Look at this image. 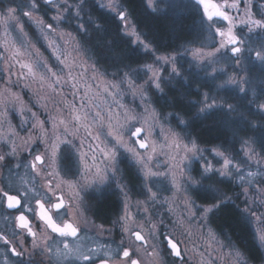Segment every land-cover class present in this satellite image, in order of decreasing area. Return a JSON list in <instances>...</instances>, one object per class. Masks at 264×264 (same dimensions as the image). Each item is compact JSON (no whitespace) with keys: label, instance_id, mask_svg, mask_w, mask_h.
<instances>
[{"label":"snow or ice","instance_id":"1","mask_svg":"<svg viewBox=\"0 0 264 264\" xmlns=\"http://www.w3.org/2000/svg\"><path fill=\"white\" fill-rule=\"evenodd\" d=\"M147 2L148 7L152 8L153 11H158L154 6V0H147ZM44 3L56 9V15L51 17V21L54 23L50 22L45 24L43 19L35 20L33 23L40 27L38 39L44 40L46 42V47L53 50V55L57 62L63 64L61 57L56 55V49L59 45L55 40L50 39V35H55L58 39L62 40L64 37L57 29L65 18L64 14L74 10L75 18L77 20H82V13L85 8L88 7L89 0H72L71 3H69V0H62V3L57 2V0H44ZM250 3L251 0H247V4ZM196 4L197 6L203 7V16H206L208 21L215 22L214 18H220L228 22L229 25L227 31L220 26L215 27V33L222 38L226 37V39H224L218 47L213 46L214 51L208 52L206 58L205 53L197 49L194 53L197 59L205 58L204 63L212 67L213 73H219L223 72V69L218 70L216 67H213V65L217 57L223 55L222 50L231 54L233 63L237 66L242 63L244 52L255 51L256 60L259 61L261 67L264 68V14H262L260 19H253L251 9L246 6L245 15L248 19L246 21H241V23L250 25V27L249 34L245 38L244 36H237L233 32V18L219 5L209 3V0H196ZM99 6L106 9L109 13L114 14L121 22L127 21L130 16L126 6V0H108L107 4L101 3ZM229 6L238 7L239 5L236 2L232 5H228L227 2H225V8ZM24 7H27L29 11H23V8L19 5H10L6 8H0V24H3L5 30H7L9 22H15L16 25H20L19 31L22 37H26L27 33L24 31L23 25L20 24V15L18 13H22L23 16L31 20L32 12L39 8V0H26ZM88 18L95 31H104V24L102 22L94 20L91 14H89ZM77 27L84 32L88 31V28L85 27L83 23L78 24ZM129 27L127 23L122 24L123 29H128ZM208 27L211 28L212 26L209 25ZM45 28L47 31H44ZM125 34L136 35L137 43L143 45L146 53H154V50L149 44L140 40L139 34L135 29ZM67 35L70 36L71 34L67 33ZM200 39H202V35H194L184 43L194 44ZM108 43L111 44V41H108ZM129 43H131V41H129ZM252 45L256 47L253 48ZM81 47H83V45H81ZM36 51L39 53V49ZM114 55L120 57L121 53L116 52ZM0 58L8 59L7 57ZM149 58L153 59L152 64L145 62L137 68H132L130 63L124 62V58H121V63L117 66L116 72L113 73L118 82L113 83L111 86L113 88L126 86L134 95L139 88L141 99L148 102L151 99L148 93L152 95H156L157 93L165 94V87L173 85V81L176 77L184 79L176 66L177 56H156L153 54ZM161 64L164 65V67L156 66ZM169 65H171L170 72L167 67ZM20 67L27 68L28 73H32L31 66L21 63ZM39 67L43 68L46 73H50L51 76L56 77V83L60 82L62 77L58 75L57 71H53V66H50L46 60H40ZM141 70H143L148 79L144 81L143 85L138 86L133 77L138 78ZM58 71L63 72V69H59ZM164 72H169V78L167 80H165L162 75ZM224 75H227V73H224ZM11 76V68H9L7 79L0 75V84L3 85V87H0V128L7 126V128L11 130L10 136L0 137V168L7 167L10 159L15 160V166L19 168L21 166L22 153L27 151L31 154V146L39 142L44 146V150L43 152L37 151L36 154L32 156L29 167L35 171L37 166H40L36 174L40 175L43 173L47 179L48 191L51 192L53 196H55L57 190L61 189L63 183L69 184L74 191V195L68 198L69 205L67 207L64 203V198L62 196H56V201L58 202H54L52 198L49 197L48 203L50 207L47 210H44L45 205L40 201H37L41 209L39 213L31 207L26 209L32 212L37 221L43 222L44 229H50L51 233H56L61 237H76L80 231L79 227L74 226V224L65 219L64 216L71 213L73 209L79 210L84 204L83 197L80 195L81 192L93 187L96 183L111 185L115 182L116 187L119 188L120 193L125 199L124 216L118 218V220L127 221L129 219L127 210V185L122 182V174L120 173L117 162L120 149H123L124 152L128 154V158L134 161L138 174L142 176L141 184L145 191V200L138 201L137 203L145 206V212L148 211V202H152L153 205L158 201L162 204H167L171 198L163 196V193L166 191H171L173 196L179 194L182 197L186 215L174 219L171 224L172 229H181L182 234H190L191 224L194 220L199 221L200 226L204 227L210 224L212 217H215L222 211L233 212L241 223L250 225L253 219H255L258 224L264 226V212L259 211L260 208L264 207V187L255 186V193L252 194L251 200H249V189L244 188L245 177L241 172V166L239 164L233 165V157L226 156V153L229 152V148L226 147L224 143H221L219 146V148L224 149L223 151L218 149L212 150L215 151V156L222 158V163L217 161L220 163V167H216L214 164L205 161L203 166L197 164L196 175L193 176L192 170L187 164H184L185 160L191 161L196 159L197 155L202 153V150L198 147L199 137L193 138L192 133L188 131V129H191L197 121H207L214 113L220 116L221 122L227 124L230 122L231 113L237 111L235 105L228 103L227 99L219 96L218 92L214 94V90L225 89L232 86L235 87L239 93H245L247 89L240 85L241 83L248 84L249 78L238 80L235 75H227L226 79H223L220 84H217L216 81L220 77L219 75H214L210 82L206 81L201 84L195 93L177 89L167 102V106L172 109V112L167 115L163 111V108L157 110L155 107L151 109L145 108L144 113L139 115H129L125 113V123L119 124L118 128L114 127L111 123L108 124V130L105 135L106 137H111L112 142L110 146L109 144H105L104 147H100L99 144L96 146L102 157L100 163L104 165V167L101 168L96 162V149H92L91 145L89 146L93 153L91 156L92 163L89 164L87 163L88 154L80 151L83 147V141H81L79 146L74 143V140L79 138V126L74 124L69 127V124L63 119H58L57 116L52 115L48 116L47 120H41L37 112H33L31 107H27L24 104L20 94L13 91V88L19 86L24 77L20 76L17 80H12ZM24 87L27 88L30 87V85L24 84ZM193 95L196 96L195 100L192 99ZM41 108H46V105H41ZM17 109H19V114L21 116H25V112L30 115L22 119L18 125H13L10 113ZM258 110L264 111V104L258 105ZM75 119L79 121L80 117L77 116ZM94 119L100 121L103 117L97 112ZM108 119L111 121V116H109ZM141 120H143V124L147 126L146 128L144 126H136V123H140ZM149 120H151V123ZM133 121L136 123H132ZM49 122L51 123L50 128L47 126ZM157 122H162L160 132L157 131ZM163 123L169 124V127L163 129ZM211 123L214 124L215 121ZM247 123L248 127L253 132L252 136H248L247 133L242 135L239 129H233L232 136L238 138L242 145L248 147L250 143H257L255 133L259 131V142L261 147L264 148V121L256 123L248 121ZM61 125H63L62 131L60 128ZM17 129L28 131L27 138L23 139L21 143H17V139L19 138ZM165 131L167 132V135L163 137L165 144L174 148L177 153L176 156H172L171 159L177 160V157H179V160L174 166L176 169L175 171L154 170V156L157 154V144L152 137L154 134L159 137L160 133ZM85 135L86 138L91 137L94 141L100 139L99 134L94 135L88 127H85ZM125 135L128 137L127 140L125 139ZM65 151H75L79 153V159L84 163L82 168L78 167V171L72 174L74 179L67 181L61 180L54 184L59 176L58 165ZM181 151L184 153L183 156H179ZM254 154L255 149H251L250 152L246 153L249 159H251ZM199 158L203 159L202 154ZM155 167L158 168V165ZM233 169H235V171H233ZM251 175L252 174L249 173V176ZM237 180L241 181L239 186L242 192L233 196L230 194L233 191L231 185ZM248 183L251 185L252 181H248ZM257 183L258 185H264V179ZM162 185H170V187H162ZM154 188L155 191L153 190ZM241 194L245 196L243 210H240L239 205L236 204ZM25 200L26 196H20L19 192H17L16 195H11L8 191L0 190V206L6 203L7 209L18 210L20 213L17 219L19 220L18 227L21 231L14 233V237L20 236L21 233H23L26 237L31 238V247L33 250L39 249L42 254L50 255L52 253V248L49 246L47 240H51L52 237L49 236L47 240L42 242L37 241V231H42L43 229L39 224H37L34 229L32 222L25 215V206L22 203V201ZM197 200L201 202L197 203ZM61 210H64V212H61ZM169 211H171V209H169ZM54 216L60 217L59 223L54 220ZM84 223H93L94 225V222H91L88 218H84ZM159 223L163 224L164 221L161 220ZM99 227L103 229V225ZM121 229L123 233L128 234L130 240L132 238H134V240L127 245L121 240V244L117 251V256L122 254L120 264H168L166 257L169 256L175 258L174 264H179V262L184 259L179 247L181 241L176 239L174 234L159 233L155 224H152L150 229L151 243H149L148 238L142 235L141 230H137V228L127 223L122 224ZM208 231L209 236L215 239L216 233L210 227ZM252 239L253 242L258 243V246H264V227L254 230ZM0 241H2L5 246L12 244L13 246L10 251L15 256L21 257L25 255L26 250L24 249V245L26 240L17 239L13 244V241L4 236H0ZM161 243L164 244L166 251L161 249ZM228 246H234V242L231 239L228 241ZM64 247L65 249L68 248L66 242L64 243ZM18 248L21 249V251H17ZM237 255L239 256V253H237ZM82 260L85 264H96V259L91 254V250L89 254L83 255ZM28 262L31 264V261ZM4 264H13V262L10 259H6ZM99 264H109V259L101 257L99 258ZM243 264H250V258L249 260H245Z\"/></svg>","mask_w":264,"mask_h":264},{"label":"rangeland","instance_id":"2","mask_svg":"<svg viewBox=\"0 0 264 264\" xmlns=\"http://www.w3.org/2000/svg\"><path fill=\"white\" fill-rule=\"evenodd\" d=\"M144 1L148 7L147 0ZM226 1L228 5H232L234 2L238 3V7L229 6L225 9L229 16L233 18V32L237 36H244L246 38L249 34L250 25L241 23V21H246L248 19L245 15L246 6L251 9L253 19H260L262 14H264V0H251L250 4H247V0ZM25 2L26 0H0V8H6L10 5H19L23 8V11H29L27 7H24ZM57 2L62 3V0H57ZM71 2L72 0H69V3ZM185 2H188V0H154V6L158 10H161L163 7L170 6L172 3L179 5L180 3L185 4ZM101 3L107 4L108 0H89L88 7L85 8L82 13V20H77L75 18L74 10L66 12L64 14V20L57 29L64 38L61 40L55 35H50V39L55 40L59 45L56 49V55L61 57L63 64L57 62L53 55V50L46 47V42L42 39H38L40 27L33 23V21L38 19H43L45 24L53 22L51 21V17L56 15V9L51 5L45 4L44 0H39V8L32 12L31 20L28 17L23 16L22 13H18L20 15V24L23 25L24 31L27 33L26 37L21 36L19 31L20 25H16L15 22L10 21L7 30H5L3 24H0V57L8 58H0V75L7 79L9 68H11L12 80H17L20 76L24 77L21 80L20 85L13 88V91L20 94L24 104L27 107H31L33 112H37L41 120H47L48 116L52 115L57 116L58 119H63L69 124V127L74 124L79 126V138L75 139L74 143L79 146L81 141H83V147L80 151L88 154L87 163H92L91 156L93 153L89 147L91 145L92 149H96L97 164L101 168L104 167V165L100 163L102 157L96 146L97 144H99L100 147H104L105 144H109L110 146L112 142L111 137H106L105 135L108 130V124L111 123L114 127L118 128L119 124L125 123V113H128L129 115H139L144 113L145 108L151 109L154 107L157 108V110L164 107L163 111L166 115L172 112V109H169L167 106L169 100L167 91L172 88L176 82L188 84L190 75L193 77L195 76L199 82V84L193 88L194 91H197V88L204 82H210L214 75H219L220 77L216 81L217 84H220L223 79H226L227 75H235L238 80L249 78L248 84L241 83L240 85L247 89L245 93H238L235 87L229 86L225 89L214 90V94L218 92L219 96L227 99L228 103L235 105L236 108L238 107V103L236 101L232 102L230 96H232V94L233 97L237 96V94L247 96L249 103H254L253 108H256V112H258L261 117L264 116V111L258 110V105L264 104V68H262L260 62L256 60L255 51L244 52L242 63L237 66L233 63L231 54L222 50L223 55L218 56L213 65V67H216L218 70L223 69V72L219 73H213L212 67H209L204 63L206 54L210 51H214L213 46L218 47L226 38L217 35L214 29L215 27L220 26L227 31L229 25L228 23L221 24L217 20H214L215 22L207 20V24L202 28L205 35L200 42L196 43L197 45H193L189 48L184 47L183 50L177 54H157L156 52L146 53L143 45L137 43L136 35L125 34L126 32H131L135 29L139 34L140 40L147 43L130 18L125 22H121L117 18L123 35L131 41V45L134 48L144 54L145 60L141 65L145 62L152 64L153 59L149 57L153 54L156 56H177L176 66L184 79L176 77L173 81V85L165 87V94L157 93L156 95H152L151 93H148V96L151 97L148 102L141 99L139 88L135 95L132 91H129L126 86L113 88L111 85L118 82L113 75V73L116 72V68L100 65L98 57H95L94 53L88 50L83 44V36L85 35V32L79 30L77 27V25L81 23H83L85 27L89 23L92 24L88 17L89 14H91L90 11L93 7L108 12L106 9L99 6ZM148 8L153 11L152 8ZM109 14L115 17L114 14ZM123 23H127L130 27L128 29H123ZM209 25L212 27L209 28ZM44 31H47V29L45 28ZM67 33H70L71 35L69 36ZM81 45H83V47H81ZM252 47L255 48L256 46L252 45ZM151 48L153 49L152 46ZM37 49H39V53H37ZM197 49H200L205 53V58L197 59L194 55ZM40 60H46L50 66H53V71L58 72V75L62 77L59 83H56V77L51 76L50 73H46L43 68L39 67ZM21 63L31 66L32 73L29 74L27 68H21ZM138 66L140 65L133 66L132 68H137ZM156 66L164 67L162 64ZM167 67L170 72L171 65ZM59 69H63V72H59ZM169 72H164L162 74L165 80L169 78ZM224 73H227V75H224ZM133 79H135L136 84L139 86L143 85L148 77L145 76L143 70H141L138 78L133 77ZM24 84H29L30 87L26 88L24 87ZM0 87H3V85L0 84ZM41 105H46V108H41ZM97 112L103 117L100 121L94 119ZM234 113L235 114L231 117H238V114L236 112ZM29 115V113L25 112V116H21L19 114V109L11 112L10 117L12 124L18 125L22 119ZM77 116L80 117L79 121H76L75 119ZM109 116H111V121L108 119ZM149 122L151 123V120H149ZM132 123L136 122L133 121ZM161 123L162 122H157L158 132H160ZM47 126L50 128L51 123L49 122ZM136 126L147 127L143 124V120H141L140 123H136ZM85 127L90 128L94 135L99 134L100 139L94 141L91 137L86 138ZM162 127L163 129H167L169 124L163 123ZM60 128L62 131L63 125H61ZM17 131L19 132L17 143H21L23 139L27 138L28 131L21 129H17ZM0 135L2 137H8L11 135V130L5 126L3 127V131L0 132ZM165 135H167L166 131L161 132L159 137L155 134L152 137L157 144V154L154 156V170L175 171L176 169L174 166L179 160V157H177V160L171 159V157L176 156L177 153L174 148L165 144L163 138ZM125 139H128L127 135H125ZM240 144L238 147H235V151L232 153H226V156L233 157V165L239 164L241 166V172L245 177L244 188L249 189V200H251L252 194L255 193V186L264 187V185H258L257 183L264 179V155L262 150H259V148L255 146V143H250L248 147H245L242 144L240 146ZM219 146L220 145L205 146L198 144V147L202 150L201 154L203 159H200L199 156L201 154H198L196 159L184 161V164H187L192 170L193 176L196 175L197 164L203 166L205 161L214 164L216 167H220V163L217 161L222 163V158L215 156V151H212L216 149L223 151ZM251 149H255V154L249 159L246 153L250 152ZM43 150L44 146L39 142L33 144L30 149L31 154L27 151L22 153L21 166L19 168L15 166L16 161L11 159L7 167L0 168V178L9 188L17 190L24 188V180L28 178L30 174H36V172L39 171V165L35 171L29 167L32 156L35 155L37 151L43 152ZM119 152L120 154L117 156V162L120 173L123 174L124 170L129 168L137 178V181L134 183L135 190L131 191L130 189H126L128 194L127 210L129 219L127 221L123 220L124 223L137 228V230H141L142 235L148 238L149 243L152 242L150 236L152 224L156 225V229L159 233L174 234L175 238L181 241L180 245L185 264H243L245 260H249L235 245L229 247L228 241L223 239L215 231L211 222L209 225L201 227L200 222L194 220L191 224L190 234H182L181 229H172L171 224L173 220L177 217H183L186 215L184 212L185 206L182 203V197L179 194L173 196L171 191L164 192V197L171 198L168 203L162 204L158 201L153 205L152 202H148V211L145 212V206L137 203L138 201L145 200V191L141 184L142 176L138 174L135 163L128 158V154L124 152L123 149H120ZM183 155L184 153L181 151L179 156ZM83 163L84 162L79 159V153L75 151H65L62 160L58 165V170L61 173L65 172L73 176L72 174L78 171V167L82 168ZM157 165L158 168L155 167ZM233 171H235V169H233ZM249 173L252 175L249 176ZM248 181H252V184L250 185ZM113 183L115 184V182ZM240 184L241 181L237 180L231 185L233 189L230 193L231 195L235 196L237 193L242 192V189L239 186ZM104 185L107 186L105 183H96L93 187L87 190L90 191L93 188L98 187L103 188ZM162 187H170V185H162ZM153 190L155 191V188ZM117 192L120 194L119 196L117 195L119 201L117 207L118 209L120 208L118 215L123 217L125 211V199L120 193L119 188ZM85 193V191L81 192L82 195H85ZM244 199L245 196L241 194L240 199L236 201L238 202L236 204L239 205L241 210L244 208ZM200 202L201 201L197 200V203ZM169 209H171V211H169ZM259 211L264 212V207L260 208ZM161 220L164 221L163 224L159 223ZM209 227L216 233L215 239H212L209 236ZM251 227L253 237L254 230L264 226L258 224L255 219H253ZM255 245L260 252L259 254L262 255L261 259L264 262V246H258V243H255ZM160 247L162 250L166 251L163 243H161ZM237 253H239V256ZM166 258L168 264H174V257L169 256Z\"/></svg>","mask_w":264,"mask_h":264},{"label":"trees","instance_id":"3","mask_svg":"<svg viewBox=\"0 0 264 264\" xmlns=\"http://www.w3.org/2000/svg\"><path fill=\"white\" fill-rule=\"evenodd\" d=\"M126 6L130 14L129 18L138 32L153 47L154 52L157 54H177L184 47L189 48L197 45V42L185 44L184 42L187 39L194 35H202L203 39L205 35L202 28L207 24V18L203 16L199 6L192 0L179 5L172 3L170 6H165L158 11H151L144 0H126ZM90 12L94 20L104 24V31H95L92 24L89 23L86 26L88 31L83 36V44L94 53L95 57H98L100 65L117 68L121 63V58H124V62L130 63L131 67L141 65L145 60L144 54L129 43V40L122 33L117 18L96 7H93ZM108 41H111V44ZM116 52L121 53V56L114 55ZM198 84L197 78L190 75L188 84L176 82L172 88L168 89L167 96L170 99L177 89L195 93L196 91L193 88ZM230 97L232 102L236 101L238 103L236 111L238 117H231L230 122L225 124L221 122L220 116L214 113L207 121H197L191 129H188L192 133L193 138L199 137V145L211 146L224 143L229 148V153H232L235 151V147L240 144L239 139L232 136V130L239 129L242 135L247 133L248 136H252L253 132L248 127L247 122L264 121V116L261 117L256 112V108H253L254 103H249L247 96L237 94V96L233 97L232 94ZM192 99L195 100L196 96L193 95ZM169 109L171 108L169 107ZM234 114V112L231 113V116ZM212 121H215V123H211ZM255 136L257 138L255 146L262 150L264 155V148L261 147L259 142V131L255 133ZM122 175L127 189L134 191V183L137 178L133 172L126 168ZM95 204L97 205V215L103 219L109 218L117 208L116 199L112 194L107 195L105 198H100ZM211 224L223 239L226 241L231 239L243 254L246 251L245 255L248 259L258 260L259 251L252 239L251 224L239 222L236 215L231 211L218 213L211 218Z\"/></svg>","mask_w":264,"mask_h":264},{"label":"flooded vegetation","instance_id":"4","mask_svg":"<svg viewBox=\"0 0 264 264\" xmlns=\"http://www.w3.org/2000/svg\"><path fill=\"white\" fill-rule=\"evenodd\" d=\"M215 1L226 11V0ZM214 20H217L221 24L228 23L220 18H216ZM2 131L3 128H0V132ZM0 137L2 136L0 135ZM71 179H74V177L65 172H59V176L54 184L60 182L61 180L67 181ZM24 181V188L17 190L9 188L8 185L0 178V190L8 191L11 195H16L17 192H19L20 196H26V200L22 201L25 206V215L32 222L34 229L37 224H39L43 229L42 231H37L36 239L38 242L47 240L49 236L52 237L51 240H47L49 246L52 248V253L50 255L42 254L39 249L33 250L31 247V238L26 237L23 233H21L20 236L14 237V233L21 231L18 227L19 220L17 219L20 213L18 210L7 209L5 203L3 206H0V236H4L5 238L13 241V244L17 239L26 240L24 245V249L26 251L24 256L17 257L10 251L13 246L12 244L5 246L3 242L0 241V264H4L6 259H10L13 264H29L28 261H31V264H85L82 257L83 255L89 254L90 250L91 254L96 259V264L99 263V258L101 257L109 259V264H120L122 254L117 256V251L121 244V240H123L125 245H127L128 243H131L134 238L130 240L129 236L122 232L121 225L124 224V222L123 220H118V218H120L118 215L120 208L118 209L117 207L115 212H113L109 218L103 219L97 215V205L95 204V202L99 201L100 198H105L107 195L112 194L116 199L117 206L119 205L117 195L119 196L120 194L117 192L118 188L114 183L111 185L106 184L107 186L104 185L103 188L98 187L93 188L90 191L85 190V195L80 194L83 197L84 204L78 211L73 209L71 213L64 216V218L73 223L74 226H78L80 231L76 237H61L56 233H51L50 229H44L43 222L37 221L32 212H29L26 209L31 207L39 213L41 209L39 208L37 201H40L45 205L44 210H47L50 207L48 203L49 197H51L54 202H58L56 201V196H62L67 207L69 205L68 198L74 195L73 189L69 186V184L63 183L61 185V189L57 190L55 196H53V194L48 191L47 179L43 173L40 175L35 173L30 174V176ZM61 212H64V210H61ZM84 218H88L91 222H94L95 226L93 223L85 224ZM54 220L59 223L60 217L54 216ZM100 225H103V229L99 227ZM65 242L68 244L67 249L64 247ZM179 247L182 251L181 245H179ZM17 251H21V249L18 248ZM261 257L262 255L259 254V258L256 261L251 258L250 263L264 264ZM173 259L175 261V258ZM179 264H185L184 259L180 261Z\"/></svg>","mask_w":264,"mask_h":264},{"label":"water","instance_id":"5","mask_svg":"<svg viewBox=\"0 0 264 264\" xmlns=\"http://www.w3.org/2000/svg\"><path fill=\"white\" fill-rule=\"evenodd\" d=\"M195 3H196V0H193ZM209 3H214V4H217V2L215 0H209ZM218 5V4H217ZM203 12V7L202 6H199ZM206 17V16H205ZM215 19V18H214ZM99 264V263H98Z\"/></svg>","mask_w":264,"mask_h":264}]
</instances>
